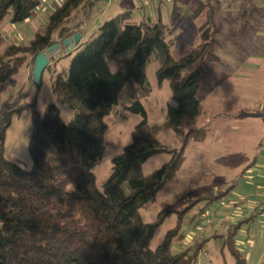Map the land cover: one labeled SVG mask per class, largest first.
I'll list each match as a JSON object with an SVG mask.
<instances>
[{
  "label": "trees",
  "instance_id": "trees-1",
  "mask_svg": "<svg viewBox=\"0 0 264 264\" xmlns=\"http://www.w3.org/2000/svg\"><path fill=\"white\" fill-rule=\"evenodd\" d=\"M94 1L64 0L26 44L12 42L0 50L2 93L17 84L19 69L33 66L36 56L51 45L60 44L65 55L75 52L67 69H55V60L45 68L53 95L74 111L71 121L62 120L55 103L45 106L41 115L35 108L37 92L23 101L33 85L36 91L40 88L32 72L30 91L10 95L0 109L1 144L13 116L32 111L28 147L33 162L27 169L0 155V264H199L202 242L171 251L180 223L153 247L161 220L143 221L140 209H150L161 191L176 182L190 139L205 130L195 123L203 110L198 92L207 62L217 58L220 24L215 6L208 0L197 7L201 41L179 58L170 52L166 26L161 21L136 22L132 10L102 21L77 45L63 46L61 42L78 32L83 37V16ZM40 4L0 0V22L9 17L22 23ZM154 62L159 81L170 80L173 101L163 122L149 124L141 99L152 92L147 68ZM119 104L144 118L99 187L94 170L107 157L105 117ZM170 129L180 147L169 149L160 141L159 134ZM158 152L172 156L144 175L143 164ZM234 234L230 230L214 236L223 237L235 264H248Z\"/></svg>",
  "mask_w": 264,
  "mask_h": 264
},
{
  "label": "rangeland",
  "instance_id": "rangeland-1",
  "mask_svg": "<svg viewBox=\"0 0 264 264\" xmlns=\"http://www.w3.org/2000/svg\"><path fill=\"white\" fill-rule=\"evenodd\" d=\"M63 1L41 0L32 16L22 23L12 22L9 17L3 19L0 22V50L12 42L26 44L34 37L39 25ZM206 1L96 0L83 17L87 23L101 17L104 21L132 10L136 22L143 19L161 21L166 26L170 52L179 58L201 41L198 30L201 21L195 17V11ZM210 2L215 6L220 30L217 35L219 43L215 48L217 58L207 62L205 78L198 92L203 110L195 124L205 130L198 133L195 139H190L185 149L186 159L175 177L176 182L161 191L150 209H140V217L145 222L161 220L159 232L152 241L153 247L163 234L180 223V235L174 236L171 241L173 253L187 247L194 248L202 242L198 252L199 264H235L223 237L214 236L232 230L235 231L237 246L253 254L248 264H264V217H259L258 213L261 208L252 211L249 220L240 222V215H246L247 207V201L241 200L240 195L254 197L257 190L252 186L253 177L245 175L248 176L246 179L242 175L252 166L260 169L264 165L261 162L264 159V25L258 30L248 27L249 20L257 18L252 14V8L264 9V0ZM262 22L264 24V17ZM254 35L257 37L253 38ZM259 35L263 38L262 44L258 43L261 39ZM60 53L55 60V69H67L75 52L71 55ZM157 67V62L149 64L147 78L152 92L141 99L149 124L163 122L169 102L173 101L170 80L159 81ZM29 71L28 67L19 69L17 84L0 92V109L10 95L30 91ZM51 81L49 69H44L40 88L36 91L33 85V93L25 95L23 101H30L31 94L37 92L35 108L41 115L45 106L55 103L61 111L62 120L71 121L74 111L53 95ZM105 118L109 125L105 137L107 157L94 170L99 187L111 171L113 158L131 143L134 128L144 117L130 113L119 104ZM31 119L32 111L27 109L14 115L5 140L2 144L0 142V155L27 169L33 164L28 147ZM158 137L169 149L182 144L175 140L172 129L162 131ZM171 156L172 153L158 152L150 157L142 166L143 174L158 169ZM201 209L204 214L199 213ZM253 213L257 216L251 217Z\"/></svg>",
  "mask_w": 264,
  "mask_h": 264
},
{
  "label": "crops",
  "instance_id": "crops-1",
  "mask_svg": "<svg viewBox=\"0 0 264 264\" xmlns=\"http://www.w3.org/2000/svg\"><path fill=\"white\" fill-rule=\"evenodd\" d=\"M105 12H107V11H105ZM252 12H253L252 14H254V16L257 18L251 22L249 20V22H248L249 26L248 27L252 28L253 30H258L260 27H263V25H264L262 22L263 17H264V9L253 7ZM102 21H103V19L101 17V19L97 18V19H95L93 21H89L87 23L83 18L84 24H82V25H84V27L82 28V25H81V28L83 30H85V33H84L82 39L83 40L87 39L90 34L95 32L97 30L96 28L101 24ZM254 32H256V31H254ZM255 37H257V35H254L253 38H255ZM259 38H261V39L258 43L262 44V42H263L262 36L259 35ZM31 69H33V66L28 67V70H30L29 74H31ZM261 162H264V159ZM258 163H260V162L258 161ZM256 166H257V164H256ZM245 175H249V176L253 177L254 184L252 186H253V188H256L257 190H255L256 194L254 197H252L251 195H243V196L240 195L241 200L247 201V207L245 209L246 215L241 214L240 220L249 218L250 213L252 211H256V210L258 211L259 208H261V211L258 212V213H260L259 217H261V216L264 217V165H262L260 167V169H257V167H255V166L248 168V170L245 172V174L242 175V176L246 177V179H247L248 176H245ZM253 216H257V214L253 213ZM251 220L253 221L254 219L252 218ZM243 252H245L246 257L248 258V261H249L253 255L252 252L245 251V250H243ZM251 264H255V262L251 263Z\"/></svg>",
  "mask_w": 264,
  "mask_h": 264
},
{
  "label": "water",
  "instance_id": "water-1",
  "mask_svg": "<svg viewBox=\"0 0 264 264\" xmlns=\"http://www.w3.org/2000/svg\"><path fill=\"white\" fill-rule=\"evenodd\" d=\"M82 38V34L80 32L76 33V35H74L71 38H68L66 40H64V42H61L63 46H70V48L75 44L77 45V43H79V41ZM60 48V44L55 43L54 45H51V47H49L47 50L41 52L38 56H36L35 59V63L33 65V82L39 84L41 79H42V75L44 72V69L49 65L50 63V58L48 57L49 54L53 51H55L56 49Z\"/></svg>",
  "mask_w": 264,
  "mask_h": 264
},
{
  "label": "built area",
  "instance_id": "built-area-1",
  "mask_svg": "<svg viewBox=\"0 0 264 264\" xmlns=\"http://www.w3.org/2000/svg\"><path fill=\"white\" fill-rule=\"evenodd\" d=\"M60 52H61V49L59 48V49H56L55 51H53L52 54L50 53V55L48 56L50 58V61L56 60L59 57V54H61ZM31 85L32 84H30V86Z\"/></svg>",
  "mask_w": 264,
  "mask_h": 264
},
{
  "label": "bare ground",
  "instance_id": "bare-ground-1",
  "mask_svg": "<svg viewBox=\"0 0 264 264\" xmlns=\"http://www.w3.org/2000/svg\"><path fill=\"white\" fill-rule=\"evenodd\" d=\"M207 217V216H206ZM202 219H204V218H202ZM207 219V218H206Z\"/></svg>",
  "mask_w": 264,
  "mask_h": 264
}]
</instances>
